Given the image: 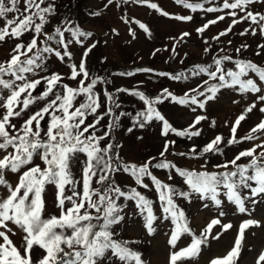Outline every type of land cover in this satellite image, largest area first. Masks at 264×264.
<instances>
[{
  "label": "snow or ice",
  "instance_id": "1",
  "mask_svg": "<svg viewBox=\"0 0 264 264\" xmlns=\"http://www.w3.org/2000/svg\"><path fill=\"white\" fill-rule=\"evenodd\" d=\"M123 2L126 4L129 0ZM133 2L147 3L162 16H170L156 3ZM175 2L193 13L198 10L224 13L195 30L201 37L211 25L226 17H231L228 28L211 39L219 41L243 22L249 26L239 35L264 37V11L259 10L264 8V0H221L219 6L207 8L203 3L189 0ZM112 3L113 0H107L105 7ZM57 13L55 0H0V43H13L9 59L0 63V188L8 193L0 198V229H3L0 230L3 241L0 264H146L142 253L134 250L139 242L123 239L114 227L125 220V209L130 203L143 218L147 235L156 232L159 220H170L174 225L167 240V264H191L199 258L203 246L209 245L211 240L219 241L223 233L233 229V224L221 219L227 215V207L245 214L248 218L239 223L230 249L209 262L237 264L242 250L248 247L247 238L256 235L251 229L264 230L261 220L251 218L253 208L264 203V119L245 136H238V128L249 114L254 110L264 114V106H260L264 105V66L227 54L220 56L219 52L224 49L214 53L205 39L203 51L212 56V64L196 65L187 74L184 71L156 72L144 67L111 74L134 77L137 73H146L150 74L149 79L155 75L173 81L208 77L182 95L167 88L155 97L139 86L111 89L108 87L113 83L110 77L93 75L88 67L87 59L98 44L93 41L85 45L84 41L92 37V33L81 30L68 19L52 32L47 30L46 26ZM171 18L182 22L193 20L192 15ZM139 29L150 34L143 23H139ZM130 33L135 39V33L131 30ZM190 35L184 32L172 39L183 43ZM73 45L83 48L78 64L70 47ZM248 47L242 44L235 51L239 55ZM257 49L256 56L264 54V43L258 44ZM170 51L178 55L175 44ZM53 61L66 66L68 72L52 71ZM226 62L233 68H227ZM65 78L75 87L65 82ZM222 90L253 94V102L230 126V136L217 134L200 148L194 143L189 152H173L176 140L168 137L174 135L189 140L200 137L202 129L198 126L208 117L196 114L187 127L178 129L157 105L170 100L197 113V109L206 110L209 102L223 95ZM118 94L136 98L143 108L135 113L121 110ZM124 117L131 121L126 129L128 133L135 128L150 127L153 122L159 123L165 139L158 157L151 156L140 163L123 158L122 146L114 133ZM209 126L215 127L216 121H211ZM245 141L259 143L236 149L231 159L216 163L212 166L215 170H209L208 157L224 156L226 149ZM167 155L203 160V163L199 169L184 168L168 160ZM74 169L78 171V178ZM154 170H167V180L179 178L186 189L161 180ZM9 173L18 176L15 186L6 178ZM120 174H125L133 184L119 183ZM49 185L56 188L55 206L59 215L45 217V193ZM153 190L162 215L154 212V200L148 195ZM177 200L198 201L205 209L215 208L217 215L202 231L194 232ZM9 222L13 227H9ZM16 231L22 233L23 251L10 239L9 233L15 235ZM37 247L43 255L34 260L33 252ZM254 264H264V249L255 254Z\"/></svg>",
  "mask_w": 264,
  "mask_h": 264
},
{
  "label": "rangeland",
  "instance_id": "2",
  "mask_svg": "<svg viewBox=\"0 0 264 264\" xmlns=\"http://www.w3.org/2000/svg\"><path fill=\"white\" fill-rule=\"evenodd\" d=\"M189 2L203 3L204 7L207 8L219 6L221 0H189ZM55 3L58 7V13L51 18V22L46 26L47 30L52 32L55 27L61 26L62 22L68 19L79 26L81 30L92 33V37L84 41L85 45L93 41H98V44L87 59L88 67L93 75L98 74L110 77L113 83L108 87L111 89L139 86L141 90H145L148 94L155 97L162 89L167 88L176 95H182L189 88L197 87L202 82V79H208V77L202 75L187 81H173L167 77L155 75H152L151 79H149L150 74L146 73H137L134 77H121L111 74L141 67L151 68L156 72L175 74L184 71L187 74L196 65L212 64V56L203 51L206 46L204 44L205 39L212 45L214 53L220 48L224 49L223 52H219L220 56L227 54L238 59L251 60L258 65L264 66V54L255 55L258 50L257 45L264 43V37L259 35H239L241 31L249 26L247 22L236 25L231 33L221 37L219 41L211 38L228 28L231 23V17H226L225 20L211 25L203 37L195 31L208 20L224 13H205L203 10L193 13L189 9H184L182 5H178L175 0H148V3H156L161 11H167L170 14L169 17L162 16L156 10L148 7L147 3H135L133 0H129L126 4L123 0H113V3L107 7H105L107 0H55ZM259 10L264 11V8ZM96 12H99L100 15H93ZM175 15H192L193 20L190 22L177 21L171 18ZM139 23H143L149 29L150 34L139 29ZM113 29L115 32H113ZM130 30L135 33V39ZM184 32H189L191 35L186 37L183 43H176V40L172 39L179 38ZM229 40H231V44L227 43ZM174 44L178 55L170 51ZM242 44H247L249 47L238 55L235 49ZM12 47L13 43L11 41L0 43V63L9 59ZM70 47L74 54V61L78 64L83 48L79 45ZM157 49H159L158 52L156 51ZM99 55H102L100 63H98ZM181 60H183V63L180 62ZM226 66L227 68H233V65L229 62H226ZM51 69L62 74L68 72L66 66L60 65L55 61L51 64ZM141 81H143V84H140ZM65 82L75 87V84L68 81L67 78H65ZM222 92L224 94L220 95L216 101L209 102L206 105V110L197 109V113H192L190 108L185 106L175 105L170 100H165L164 103L157 105L158 110L178 129L187 127L196 114H205L208 117L207 121L202 122L198 126L202 129L200 137L189 140L170 135L168 139L176 140V144L172 149L173 152H189L194 143L200 148L217 134H221L225 138L230 136V126L242 114L245 107L253 102V94H241L238 90H222ZM118 95L122 103L121 110L135 113L143 108L142 103L136 98L126 94ZM233 101H237V103ZM262 119H264V114L254 110L253 113L248 115L246 121L241 123L238 128V136H245ZM121 120V127L114 135L122 146L121 155L126 161L140 163L151 156H159L165 138L161 136L158 122H153L150 127L145 129L135 128L133 132L128 133L126 129L131 126V121L127 117L121 118ZM213 120L216 121V126L210 127L209 125ZM13 122L20 123L18 120ZM253 143H259V141H245L233 146L231 149H226V155L224 156L208 157L209 170H215L212 167L214 164L231 159L236 149L249 148ZM167 159L177 163L178 166L189 169H199L203 163V160L188 159L177 155H167ZM74 173L76 178H78L79 174L76 169H74ZM154 174H157L158 178L163 181L175 183L177 187L186 189V186L183 185L179 178L175 181H168L167 170H154ZM6 178L13 186L18 182L16 174L9 173ZM117 178L122 185L131 186L133 184V181L125 174H120ZM7 194L6 189L0 188V198L6 197ZM148 195L154 200V212L162 215V209L158 208L159 201L155 191L149 192ZM45 196L47 209L45 217L59 215V210L55 206V186H47ZM177 203L185 211L191 228L197 233L202 231L206 224L210 222V219L217 215L215 208L205 209L198 201L189 203L177 200ZM125 211L127 213L125 220L120 225L114 226L120 237L129 241L139 242L135 245L134 250L142 253L146 264H167L169 248L167 240L171 230L174 228L171 221L159 220L156 224V232L149 236L145 232L143 218L138 210L132 207L130 203ZM226 212L227 215L221 218L222 222L233 224V229L223 233L219 241L211 240L209 245L203 246L199 258L193 260L191 264H209L211 259L225 255L230 249L239 223L248 217L245 214L234 212L232 207H227ZM251 218L259 219L264 223V203H258L253 208ZM9 227H13L10 222ZM251 231L255 232L256 235L255 237L247 238L248 247L242 250L241 260L237 264H254L255 254L264 249V230L253 228ZM9 236L13 243L23 251L22 233L16 231L15 235L9 233ZM2 242V238H0V243ZM42 255V250L37 247L33 252V259L38 260Z\"/></svg>",
  "mask_w": 264,
  "mask_h": 264
},
{
  "label": "trees",
  "instance_id": "3",
  "mask_svg": "<svg viewBox=\"0 0 264 264\" xmlns=\"http://www.w3.org/2000/svg\"><path fill=\"white\" fill-rule=\"evenodd\" d=\"M101 60H102V55H99V56H98V63H100Z\"/></svg>",
  "mask_w": 264,
  "mask_h": 264
}]
</instances>
